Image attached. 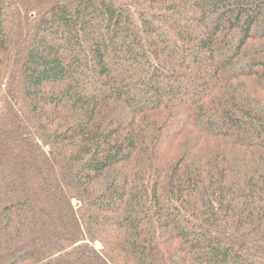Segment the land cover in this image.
I'll use <instances>...</instances> for the list:
<instances>
[{"label":"trees","instance_id":"16d2710c","mask_svg":"<svg viewBox=\"0 0 264 264\" xmlns=\"http://www.w3.org/2000/svg\"><path fill=\"white\" fill-rule=\"evenodd\" d=\"M0 264H264V0H0Z\"/></svg>","mask_w":264,"mask_h":264},{"label":"rangeland","instance_id":"374dc122","mask_svg":"<svg viewBox=\"0 0 264 264\" xmlns=\"http://www.w3.org/2000/svg\"><path fill=\"white\" fill-rule=\"evenodd\" d=\"M99 247H100V245H99V244H97V245H96V248H99Z\"/></svg>","mask_w":264,"mask_h":264}]
</instances>
